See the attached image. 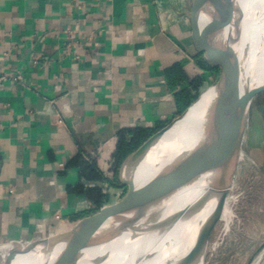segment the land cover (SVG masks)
Instances as JSON below:
<instances>
[{"label": "crops", "instance_id": "1", "mask_svg": "<svg viewBox=\"0 0 264 264\" xmlns=\"http://www.w3.org/2000/svg\"><path fill=\"white\" fill-rule=\"evenodd\" d=\"M190 3L0 0V264L12 245L67 231L114 203L124 192L113 185L119 140L179 115L193 79L198 94L212 84L216 74L191 41ZM259 96L242 144L258 154L247 176H236L249 182L253 232L222 239L206 264H246L264 241ZM251 264H264V249Z\"/></svg>", "mask_w": 264, "mask_h": 264}, {"label": "water", "instance_id": "2", "mask_svg": "<svg viewBox=\"0 0 264 264\" xmlns=\"http://www.w3.org/2000/svg\"><path fill=\"white\" fill-rule=\"evenodd\" d=\"M244 9L247 19L249 15L246 7ZM185 14L189 19L194 49L210 67L218 69V76L209 87L210 98L194 144L176 153L145 181H135V169L148 150L185 116L201 93L184 111L124 158L117 172V180L124 188L119 199L79 219L67 231L12 245L3 264H11L17 255L31 252L40 256V264H78L83 249L106 244L123 234H134L150 208L200 178H208L209 184L192 210L199 209L212 196L216 199L213 209L199 227L192 247L177 264H189L199 257L202 248H206L209 232L217 220L216 213L222 208L234 176L250 104L256 94L264 91V83L250 85L244 80V67L239 54L243 40V13L239 0H191ZM201 19L203 30L199 27ZM247 50L244 46L242 56ZM241 84L244 85L242 91ZM178 215L176 213L171 217ZM169 220L167 218L164 222ZM60 245L61 249L49 263L51 252ZM263 249L264 241L246 264H251ZM104 259L105 256L98 257L95 263Z\"/></svg>", "mask_w": 264, "mask_h": 264}, {"label": "bare ground", "instance_id": "3", "mask_svg": "<svg viewBox=\"0 0 264 264\" xmlns=\"http://www.w3.org/2000/svg\"><path fill=\"white\" fill-rule=\"evenodd\" d=\"M239 5L243 13V40L239 54L241 53L244 67V80L250 85H259L264 83V20L257 26L258 23L255 24L257 21L253 18L255 17L257 20L259 12L264 11V0H260V2L239 0ZM246 5L250 9L253 21L249 18L245 19L244 7ZM200 24H204L202 19ZM244 46L248 50L242 56ZM209 87L200 92L201 97L185 116L165 132L148 150L135 169L136 182L145 181L176 153L188 149L194 144L199 136L203 112L210 98L211 89ZM243 87L244 85L241 84L240 91L243 90ZM208 184V178H200L155 204L139 223L137 232L132 235L123 234L106 244L83 249L78 264H96L95 260L101 256H105V259L98 264H125V261H127L126 264H173L178 255L175 250L171 249L172 247L167 249L172 244L166 237L168 234L165 232V226L171 225L193 232L195 225L200 220L201 225L213 209L216 196L209 198L195 211L192 210V207L201 200ZM225 208L224 206L223 209ZM176 213L179 215L171 217ZM167 218L170 220L165 223ZM61 247L60 245L53 249L48 260L49 263L53 261ZM171 258L172 263L170 262ZM40 261V256L31 252L17 255L11 264H40Z\"/></svg>", "mask_w": 264, "mask_h": 264}, {"label": "rangeland", "instance_id": "4", "mask_svg": "<svg viewBox=\"0 0 264 264\" xmlns=\"http://www.w3.org/2000/svg\"><path fill=\"white\" fill-rule=\"evenodd\" d=\"M256 1L260 2V0H256ZM245 7L248 12L250 20H252L249 7L247 5ZM263 17H264V11H261L259 12V18H257V20L255 17L253 18L255 19V21H257L255 22V24L258 23L257 26L261 21L264 20ZM200 22L201 20L199 21L200 30L201 29L203 30L204 24L202 25L200 24ZM217 76L218 74L215 75L216 78ZM216 78L212 80V84L214 83ZM258 101H260L259 93L256 94L252 103L250 104L244 132H246V128L248 132H250V129L252 128L253 119L251 118V115L253 114L254 112L253 109L256 107ZM244 132L242 136L241 146L238 151V158H237L234 176L225 194L222 208H220L216 213L215 218H217V220L215 221L213 227L209 232L206 248H204L205 251L202 248L199 252V257L191 260L189 264H202V262L203 264H206L208 258H211L212 260L214 252L218 249V247H221L223 245V243L221 242L222 239L226 240L227 238L240 237L239 241L246 240L247 235H250L253 232L250 223L245 219V213H244L245 205H246L244 197L249 187V182L248 181L238 182L236 176L237 177L243 176L244 178L247 176V172L249 171L251 165L249 161L252 159L253 155L255 153L258 154V152H254L255 150L254 151L251 150L248 143H244V145L242 146ZM259 138H260L259 135L258 137L255 135L256 141ZM224 206L226 207L225 209H223ZM200 221L197 222V224L195 225V229L193 232H191L190 230L180 229L171 225L165 226V232L168 234V236L166 237H168L170 243L172 244L171 246L169 244L170 247L167 246L166 247L167 249L168 248L170 249L172 247L171 249L175 250V252H177L178 255L176 259L173 261V264H177L180 258L184 256L187 253V251H189V249L192 247L196 233L199 227L201 226ZM188 247L189 249H187ZM126 262L127 261H125V264ZM170 262L172 263V258Z\"/></svg>", "mask_w": 264, "mask_h": 264}, {"label": "trees", "instance_id": "5", "mask_svg": "<svg viewBox=\"0 0 264 264\" xmlns=\"http://www.w3.org/2000/svg\"><path fill=\"white\" fill-rule=\"evenodd\" d=\"M203 67L205 69L213 71L214 74H218V69L210 67L205 60H203ZM200 84H201V81L198 78L193 79L190 82L189 85L193 87V89L195 90V93L190 96L186 106L183 108L182 111H184L189 106V104L198 96V87L200 86ZM185 94L187 95V92ZM155 131L156 129L150 130V131L137 130V131H134L133 138L130 142H125L122 138L119 140L113 152V155H112V160H113L112 161V172H113V182H114L113 185L120 186L117 180V172L124 158L129 153H131L133 150H135L147 137H149Z\"/></svg>", "mask_w": 264, "mask_h": 264}, {"label": "built area", "instance_id": "6", "mask_svg": "<svg viewBox=\"0 0 264 264\" xmlns=\"http://www.w3.org/2000/svg\"><path fill=\"white\" fill-rule=\"evenodd\" d=\"M80 3H84L86 2L87 0H78ZM119 199V198H118Z\"/></svg>", "mask_w": 264, "mask_h": 264}]
</instances>
